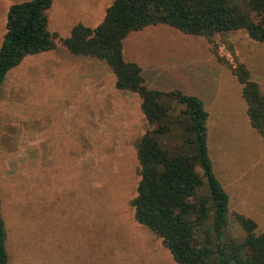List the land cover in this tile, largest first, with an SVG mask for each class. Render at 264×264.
<instances>
[{
	"label": "rangeland",
	"instance_id": "obj_1",
	"mask_svg": "<svg viewBox=\"0 0 264 264\" xmlns=\"http://www.w3.org/2000/svg\"><path fill=\"white\" fill-rule=\"evenodd\" d=\"M29 0H0V49L8 14ZM115 0H54L50 29L68 38L96 28ZM218 41L219 55L244 63L264 91V43L245 31ZM126 60L150 88L199 96L210 118L214 171L233 213L264 231V140L251 128L242 86L211 45L165 25L131 34ZM135 94L115 88L96 59L56 50L27 58L0 93V197L10 264H176L135 221L137 144L149 124Z\"/></svg>",
	"mask_w": 264,
	"mask_h": 264
},
{
	"label": "trees",
	"instance_id": "obj_2",
	"mask_svg": "<svg viewBox=\"0 0 264 264\" xmlns=\"http://www.w3.org/2000/svg\"><path fill=\"white\" fill-rule=\"evenodd\" d=\"M54 0H29L11 8L0 49V93L12 70L29 57L57 49L105 63L115 88L139 97L149 124L137 144L140 165L135 221L162 242L176 264H264V231L235 212L214 171L209 147V112L204 101L180 89L150 88L142 68L126 60L125 40L149 27L165 25L211 45L242 86L251 128L264 140V91L248 67L220 57L218 41L245 31L264 43V0H115L96 28L75 26L62 39L50 29ZM0 264H10L8 231L0 197Z\"/></svg>",
	"mask_w": 264,
	"mask_h": 264
}]
</instances>
